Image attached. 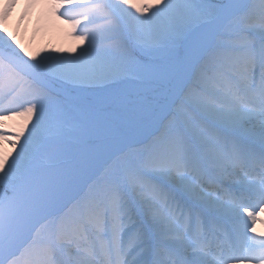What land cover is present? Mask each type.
I'll return each mask as SVG.
<instances>
[{"label":"snow or ice","instance_id":"obj_1","mask_svg":"<svg viewBox=\"0 0 264 264\" xmlns=\"http://www.w3.org/2000/svg\"><path fill=\"white\" fill-rule=\"evenodd\" d=\"M18 3L0 264H264V0H53L87 47L39 58L9 35Z\"/></svg>","mask_w":264,"mask_h":264},{"label":"bare ground","instance_id":"obj_2","mask_svg":"<svg viewBox=\"0 0 264 264\" xmlns=\"http://www.w3.org/2000/svg\"><path fill=\"white\" fill-rule=\"evenodd\" d=\"M141 2L142 0H130V3L137 5ZM143 2L155 5L159 3V0H143ZM5 3H7V0H0V9L3 8ZM26 4L27 0H19L11 13L7 29L9 35H16V43L27 50L29 56H36L37 58L46 54L75 56L87 47V42L78 39L75 35V32L79 31L78 28L73 29L71 24L53 14V0H39V4L31 10L29 16L21 25L19 21ZM9 120L14 127H7V129H15L14 131L17 133L24 129V136H27L35 117L31 122L27 120V117L22 116H11ZM6 122L7 119H4L3 125L7 126ZM2 130L7 132L5 129ZM19 143H23V138ZM0 151L10 154L9 161H11L19 151V146L13 149L7 141H0ZM260 219L264 220V212L260 213ZM256 228L258 233L264 232V223L258 222Z\"/></svg>","mask_w":264,"mask_h":264}]
</instances>
